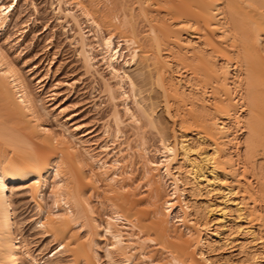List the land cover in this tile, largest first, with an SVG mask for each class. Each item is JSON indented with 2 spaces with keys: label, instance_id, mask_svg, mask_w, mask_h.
<instances>
[{
  "label": "bare ground",
  "instance_id": "obj_1",
  "mask_svg": "<svg viewBox=\"0 0 264 264\" xmlns=\"http://www.w3.org/2000/svg\"><path fill=\"white\" fill-rule=\"evenodd\" d=\"M55 1L86 67L111 75L112 127L101 154L72 145L66 125L47 127L0 44V264H48L16 231L15 188L60 248L52 258L100 264L105 235L111 263L264 264V0ZM18 4L0 0V38ZM101 195L112 210L103 228L92 201Z\"/></svg>",
  "mask_w": 264,
  "mask_h": 264
},
{
  "label": "rangeland",
  "instance_id": "obj_2",
  "mask_svg": "<svg viewBox=\"0 0 264 264\" xmlns=\"http://www.w3.org/2000/svg\"><path fill=\"white\" fill-rule=\"evenodd\" d=\"M5 1L9 4L13 0ZM55 8V0H19L12 20L0 38V44L7 48L8 54L27 78L36 99L41 101L39 107L42 108L46 126L56 133H62L65 132L63 129L65 127L62 126L66 125L74 135V139L66 135L72 145L77 146L81 141L89 151L101 154L106 141V126L112 127V105L104 91L102 78L110 80L109 82L113 81L107 67L102 63L96 64L97 68L93 70L86 67L80 56V48L74 42L76 28L68 26L56 13ZM139 27V31L146 30L144 25ZM134 70L136 69L131 70V74L137 73ZM157 111L160 116L164 115L161 105ZM68 118L70 120H67ZM75 127L81 128V131L75 132ZM147 131L149 144L152 148L157 147L158 137L155 136V130ZM87 133L90 134L84 136ZM132 134L128 130L124 139L129 138L128 144L135 148L136 137ZM126 146L124 145L125 148ZM138 167L140 168L138 158L134 156L133 160H130V168L133 169L134 175L140 173ZM51 183L52 180L45 194V203L47 209L54 211L53 198L50 194ZM140 192L145 193L144 187H140ZM10 195L15 211L14 219L16 223L18 222L16 231L20 230V237L24 239L33 255L38 260L44 259L48 264H74L68 254H57L52 258L60 248L56 249L54 238L46 236L44 230L38 227L37 221L40 216L29 192L15 188ZM92 201L95 210L97 209V220L103 228L101 218L107 211L112 212L109 201L103 195L94 196ZM81 234L85 236L83 231ZM104 236L100 244V264H132L120 257H116L112 263L109 262L104 253V246L107 243Z\"/></svg>",
  "mask_w": 264,
  "mask_h": 264
}]
</instances>
